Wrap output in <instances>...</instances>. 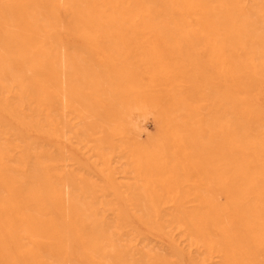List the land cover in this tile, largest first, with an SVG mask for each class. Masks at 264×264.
<instances>
[{
	"label": "bare ground",
	"instance_id": "1",
	"mask_svg": "<svg viewBox=\"0 0 264 264\" xmlns=\"http://www.w3.org/2000/svg\"><path fill=\"white\" fill-rule=\"evenodd\" d=\"M0 264H264V0H0Z\"/></svg>",
	"mask_w": 264,
	"mask_h": 264
},
{
	"label": "rangeland",
	"instance_id": "2",
	"mask_svg": "<svg viewBox=\"0 0 264 264\" xmlns=\"http://www.w3.org/2000/svg\"><path fill=\"white\" fill-rule=\"evenodd\" d=\"M142 126H143V128H145V131H146L147 133L152 132L153 129H154V123H153L152 119L149 118V117L146 118V119L142 122Z\"/></svg>",
	"mask_w": 264,
	"mask_h": 264
}]
</instances>
